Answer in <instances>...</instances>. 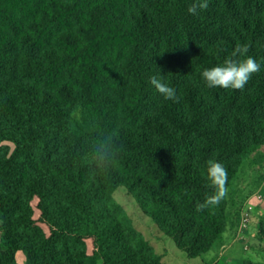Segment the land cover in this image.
Segmentation results:
<instances>
[{
    "label": "trees",
    "instance_id": "1",
    "mask_svg": "<svg viewBox=\"0 0 264 264\" xmlns=\"http://www.w3.org/2000/svg\"><path fill=\"white\" fill-rule=\"evenodd\" d=\"M191 3L0 0V264L20 251L27 264H164L115 199L122 187L190 259L220 246L228 194L196 205L215 191L209 159L229 191L264 149V63L242 91L201 72L237 44L264 60V0H208L196 15ZM113 130L117 164L96 170L93 143Z\"/></svg>",
    "mask_w": 264,
    "mask_h": 264
},
{
    "label": "crops",
    "instance_id": "2",
    "mask_svg": "<svg viewBox=\"0 0 264 264\" xmlns=\"http://www.w3.org/2000/svg\"><path fill=\"white\" fill-rule=\"evenodd\" d=\"M248 161V166L246 163L242 166L228 191V226L220 246L206 254L210 257L190 259L182 251L179 253L163 248V244L168 241L158 229L155 228L157 233L154 241L139 229L162 256L164 264H218L221 261L255 263L258 255L256 251V255H250L248 245L260 237L263 240L260 241V248L264 249V149L256 152ZM258 195H262V198L259 199ZM246 212L250 214L251 221L249 226L241 227V218ZM22 264H27V260Z\"/></svg>",
    "mask_w": 264,
    "mask_h": 264
},
{
    "label": "clouds",
    "instance_id": "3",
    "mask_svg": "<svg viewBox=\"0 0 264 264\" xmlns=\"http://www.w3.org/2000/svg\"><path fill=\"white\" fill-rule=\"evenodd\" d=\"M207 8L208 0H192L188 12L196 15L199 9ZM249 49L250 44H237L230 57L226 58L222 65L205 68L201 72V77L206 86L242 91L252 76L259 72L261 63H264V60L258 62L252 56L247 55ZM237 57L240 58L237 59ZM150 83L165 100L175 101L177 99L175 89L163 82L162 79L152 76ZM116 136L117 133L113 130L105 133L102 139L94 141L91 163L96 170L107 171L116 166L121 151V147L117 145ZM206 173L209 186L215 191L212 195L207 196L202 204L196 205L197 211L216 206L228 194L227 169L221 162L209 159Z\"/></svg>",
    "mask_w": 264,
    "mask_h": 264
},
{
    "label": "rangeland",
    "instance_id": "4",
    "mask_svg": "<svg viewBox=\"0 0 264 264\" xmlns=\"http://www.w3.org/2000/svg\"><path fill=\"white\" fill-rule=\"evenodd\" d=\"M249 161H246V166H248ZM81 195L82 198L87 202V204L89 205V209L90 212L94 213L97 209V206L95 204V202L93 201L92 197L90 196V193L88 190H81ZM115 199L124 207V209L127 211V213L131 216V218L133 219L135 226L137 227V229H141L146 236L154 241L156 233H157V226L156 224L152 221L151 218H149L148 216H146L142 209L140 208V206L138 205V203L135 201V199L132 197V195L124 188H120L118 191L115 192L114 194ZM34 206L36 208V218L39 217V211L37 209V201L34 202ZM0 226H1V221H0ZM44 229L48 232V228L46 226H44ZM156 228V229H155ZM158 231H160L158 229ZM161 232V231H160ZM162 233V232H161ZM162 235L165 237V239L168 241L167 243L163 244V248L166 249H170V251L174 250V251H180L179 253H181V250L178 249V247L176 246V243L174 242L173 239L165 236L163 233ZM261 240L260 237L255 238V240H253V242L248 245V250H250V255H256L257 253V258L255 259V263H250V264H264V249L262 250L261 247ZM88 245H89V249L90 251L93 250V245L91 241H88ZM162 247V246H161ZM264 248V247H263ZM256 251V253H255ZM182 253H184L182 251ZM206 257H210L205 255ZM203 256V257H205ZM26 259L25 255L23 252H18L17 253V262L18 264H22V262ZM218 264H237L236 262H219Z\"/></svg>",
    "mask_w": 264,
    "mask_h": 264
},
{
    "label": "built area",
    "instance_id": "5",
    "mask_svg": "<svg viewBox=\"0 0 264 264\" xmlns=\"http://www.w3.org/2000/svg\"><path fill=\"white\" fill-rule=\"evenodd\" d=\"M259 199L262 198V195L257 196ZM250 214L248 212L244 213L241 218V227H247L250 224Z\"/></svg>",
    "mask_w": 264,
    "mask_h": 264
}]
</instances>
